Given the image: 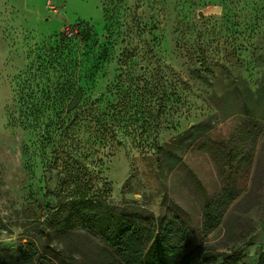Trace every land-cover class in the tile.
Instances as JSON below:
<instances>
[{
    "label": "rangeland",
    "instance_id": "374dc122",
    "mask_svg": "<svg viewBox=\"0 0 264 264\" xmlns=\"http://www.w3.org/2000/svg\"><path fill=\"white\" fill-rule=\"evenodd\" d=\"M86 28L95 35L90 57L103 56L88 95L106 94L127 67L157 82L155 99L171 98L164 100L161 132L147 144L179 158L129 140L107 156L96 148L74 160L66 134L48 143L44 127L28 126L26 114L46 109L25 96L30 82L43 81L34 79L40 49ZM198 124L228 125L241 141L246 130L259 132L246 190L237 194L230 181V195H237L228 206L220 137L206 146L214 156L202 144L179 141ZM205 128L198 133L203 138ZM205 191L221 203L222 221L212 233L205 231ZM73 197L108 210L137 207L159 220L177 217L205 246L234 254L239 264H264V0H0V247L40 245L42 228L51 233L50 246L81 264L110 259L113 248L98 236L64 226ZM46 253L56 264L54 253Z\"/></svg>",
    "mask_w": 264,
    "mask_h": 264
},
{
    "label": "trees",
    "instance_id": "16d2710c",
    "mask_svg": "<svg viewBox=\"0 0 264 264\" xmlns=\"http://www.w3.org/2000/svg\"><path fill=\"white\" fill-rule=\"evenodd\" d=\"M89 28L77 32L64 33L51 44L40 49L39 61L34 79L37 85L26 87L30 94L25 95L29 104L43 106L26 114L25 121L29 127H44L43 141L52 142L53 137H69L70 154L74 160L92 156L96 148L109 152L133 141L136 148H156L157 154L166 152L169 156L179 158L173 150L165 151L161 146L148 143L152 137L157 138L161 132L159 118L167 109L165 95L155 99L154 90L157 82L147 77H135L132 67L119 76L106 94L92 99L88 92L95 85L97 73L102 70L103 56L91 58L89 42L94 37ZM143 83V84H142ZM41 87L35 91V87ZM40 92V98L36 94ZM156 100L157 101L156 103ZM37 103V104H35ZM228 125L205 128V124L191 127L179 141L191 140V145L203 146L208 154L214 156L213 149L206 147L209 140L220 137L219 149L224 158L225 179L221 189L222 201L228 206L238 193L246 190L252 166L253 151L259 132L246 130V139L226 131ZM205 130L207 137L198 134ZM251 141V142H250ZM58 150H62L60 143ZM181 147L184 145L179 143ZM194 148V147H193ZM51 166V163H50ZM51 167L49 173H51ZM230 181L237 188V194L230 195ZM51 183L47 180L46 188ZM204 192L206 203L205 231L212 233L222 221L221 203L210 200ZM70 210L64 218V226L69 230L79 226L98 236L113 248L111 258H103L99 264H239L234 254L220 253L205 246L199 237L177 217L156 219L137 207L126 206L108 210L100 202L86 197H73L67 201ZM43 240L38 245L29 240L19 243L15 250L9 246L0 247L2 264H51L46 250L55 256L56 264H81L74 255L50 246V231L41 228Z\"/></svg>",
    "mask_w": 264,
    "mask_h": 264
}]
</instances>
